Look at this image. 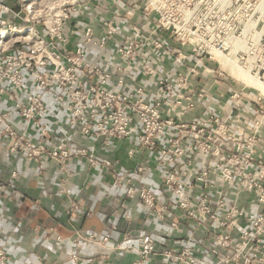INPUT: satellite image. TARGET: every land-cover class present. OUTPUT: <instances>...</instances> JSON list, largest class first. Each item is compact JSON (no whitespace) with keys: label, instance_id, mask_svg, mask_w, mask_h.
<instances>
[{"label":"built area","instance_id":"built-area-1","mask_svg":"<svg viewBox=\"0 0 264 264\" xmlns=\"http://www.w3.org/2000/svg\"><path fill=\"white\" fill-rule=\"evenodd\" d=\"M85 14L76 1L39 8L21 0L15 10L0 0V96L23 124L0 110L8 149L36 162L58 160L62 172L85 157L140 205L139 232L125 231L112 245L109 235L77 231L71 239L135 252L131 264H149L156 254L170 264H264V92L240 80L238 62L218 43L208 45L197 25L153 1L132 0L128 17H101L97 28ZM225 57L237 76L223 67ZM250 90L261 103L253 114L244 103ZM53 107L67 121L56 139ZM119 145L132 168L112 156ZM79 209L77 200L67 207L70 215ZM133 211L127 207L124 217ZM183 223L185 238L173 237ZM8 261L2 246L0 264Z\"/></svg>","mask_w":264,"mask_h":264},{"label":"crops","instance_id":"crops-1","mask_svg":"<svg viewBox=\"0 0 264 264\" xmlns=\"http://www.w3.org/2000/svg\"><path fill=\"white\" fill-rule=\"evenodd\" d=\"M3 1L18 10L21 0ZM131 1L82 2V11H86L84 21H93L97 28L101 17L117 15L126 18ZM89 12L97 14V17L88 15ZM129 21L133 22L135 18ZM28 94V91L23 90V96L27 97ZM256 95V91L250 90L244 102L245 109L251 111L249 114H253L261 104ZM0 110L7 111L11 121L22 129L17 111L6 95L0 96ZM50 121L52 137L56 139L62 127L67 126L66 115L53 107ZM34 133L32 131L31 134ZM75 138L88 143L80 136ZM120 147L112 156L120 161L124 169L132 168L134 160L126 155L122 145ZM13 171H18L17 178L12 176ZM0 188H3L0 201V247L8 249V264H39L42 261L45 264H131L137 257L135 252L121 254L111 248L89 244L84 240L76 243L71 239L77 231L109 235L112 245L125 231L139 232L144 227L138 202L126 199L112 185L110 176L106 172L91 169L85 157H73L69 161L68 172H62L58 160H30L21 153L9 150L6 138L0 137ZM72 200H77L82 209L70 215L67 207ZM127 207L134 209L131 219L124 217ZM113 224L118 226V230L112 228ZM187 225L183 223L181 230L172 234L173 237L185 238ZM52 227L55 232L50 235ZM56 234H61L63 240H57ZM132 242L138 244L135 239ZM165 243L171 246L174 242L172 238H167ZM72 253L77 254L79 259L72 260ZM102 255H106L107 259H102ZM91 257L94 258L92 262L89 261ZM149 264L170 262L161 254H156Z\"/></svg>","mask_w":264,"mask_h":264},{"label":"rangeland","instance_id":"rangeland-1","mask_svg":"<svg viewBox=\"0 0 264 264\" xmlns=\"http://www.w3.org/2000/svg\"><path fill=\"white\" fill-rule=\"evenodd\" d=\"M29 1L39 8H52L62 3L88 0ZM142 1H153L177 20L193 22L208 45L218 43L229 58L238 62L240 80L264 92V0ZM249 74L258 78V84Z\"/></svg>","mask_w":264,"mask_h":264},{"label":"bare ground","instance_id":"bare-ground-1","mask_svg":"<svg viewBox=\"0 0 264 264\" xmlns=\"http://www.w3.org/2000/svg\"><path fill=\"white\" fill-rule=\"evenodd\" d=\"M50 5H51V4H50ZM51 7H52V6H51ZM53 7H55V6H53ZM53 7H52V8H53ZM216 54H218V52H217ZM223 60H224V61L222 62L223 67H224L225 69H228L229 73H231L232 75L237 74L235 70L231 69V68H233V66H234L233 61L228 60L226 57H225ZM240 72H241V70H240ZM234 73H235V74H234ZM249 77H250V74H249ZM257 81H259V80L255 78V79H254L255 84H258ZM250 85H251V86H254V85L251 84V83H250Z\"/></svg>","mask_w":264,"mask_h":264}]
</instances>
